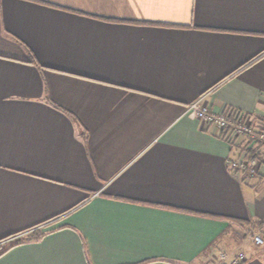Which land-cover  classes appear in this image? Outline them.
Wrapping results in <instances>:
<instances>
[{"label":"crops","instance_id":"obj_1","mask_svg":"<svg viewBox=\"0 0 264 264\" xmlns=\"http://www.w3.org/2000/svg\"><path fill=\"white\" fill-rule=\"evenodd\" d=\"M204 94L264 115V0H0V264H264Z\"/></svg>","mask_w":264,"mask_h":264},{"label":"built area","instance_id":"obj_2","mask_svg":"<svg viewBox=\"0 0 264 264\" xmlns=\"http://www.w3.org/2000/svg\"><path fill=\"white\" fill-rule=\"evenodd\" d=\"M207 95H201L193 101L187 109L189 117L201 120L205 125H214L221 133V136L230 144H248L254 145L264 143V130L262 124L254 123L255 116L250 113H243L226 109L222 112L215 113L211 110L207 100ZM263 126H264V115ZM243 157L239 155L234 159L233 166L244 174L245 177H253L259 172V163H248L245 159L246 151L240 150ZM259 165V167H258ZM242 234L246 240L252 242L256 246L264 245V237L262 234L254 231L252 227L242 226ZM218 264H243L249 260L246 252L236 249L235 251H222L217 255Z\"/></svg>","mask_w":264,"mask_h":264},{"label":"trees","instance_id":"obj_3","mask_svg":"<svg viewBox=\"0 0 264 264\" xmlns=\"http://www.w3.org/2000/svg\"><path fill=\"white\" fill-rule=\"evenodd\" d=\"M263 116V115H262ZM262 116H258L255 115V120L254 123H259L262 124L261 128L262 130H264V126H263V117ZM243 150L246 151V155H245V159L248 161V163H259L260 164V168H264V143L261 144H255L254 145H248L245 144L242 147ZM241 149V150H242ZM264 170V169H263ZM256 176L264 178V172H258L256 174ZM240 223H242L243 226H248V227H255L257 228L259 231L262 230L263 232V226H264V221H256V222H252V221H238ZM264 233V232H263ZM8 237L4 238L7 239ZM36 238L35 235H29L27 237H24V239H33ZM4 239H0V241L4 240ZM23 241V238L18 239L16 242L12 243L11 245L7 246L6 248H4L3 250L0 251V255H2L3 253H5L8 249H10L11 247L21 243ZM244 264V263H243Z\"/></svg>","mask_w":264,"mask_h":264},{"label":"rangeland","instance_id":"obj_4","mask_svg":"<svg viewBox=\"0 0 264 264\" xmlns=\"http://www.w3.org/2000/svg\"><path fill=\"white\" fill-rule=\"evenodd\" d=\"M255 163H256V162H255ZM258 167H259V165H258ZM263 169H264V168H260L259 171H260V172H264ZM256 174H257V173H256ZM245 227H248V226H245ZM253 229H254L255 232L262 234V236L264 237V234H263L262 231H259V230H258L257 228H255V227H253ZM240 232H241V234L244 233V231L242 232V228H241V231H240ZM27 236H29V235H26V236H24V237H27ZM254 246H256V245H254ZM256 247H260V248L263 247V248H264V245H262V246H256ZM1 250H3V249H0V251H1ZM218 254H219V252L217 253V255H218ZM217 255L215 256V258H217ZM216 260H217V259H216ZM218 262H219V260L217 261V264H218Z\"/></svg>","mask_w":264,"mask_h":264}]
</instances>
